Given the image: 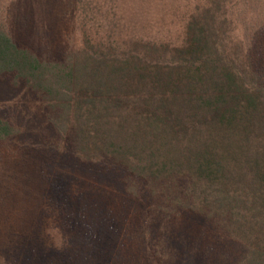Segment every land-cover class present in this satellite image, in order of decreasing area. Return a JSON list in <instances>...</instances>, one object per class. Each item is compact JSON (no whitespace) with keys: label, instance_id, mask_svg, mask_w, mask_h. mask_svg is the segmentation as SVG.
Here are the masks:
<instances>
[{"label":"trees","instance_id":"16d2710c","mask_svg":"<svg viewBox=\"0 0 264 264\" xmlns=\"http://www.w3.org/2000/svg\"><path fill=\"white\" fill-rule=\"evenodd\" d=\"M0 2V264H264V0Z\"/></svg>","mask_w":264,"mask_h":264},{"label":"rangeland","instance_id":"374dc122","mask_svg":"<svg viewBox=\"0 0 264 264\" xmlns=\"http://www.w3.org/2000/svg\"><path fill=\"white\" fill-rule=\"evenodd\" d=\"M15 37L22 39L19 34ZM0 117L20 130V136L9 143L10 150L16 155L24 154L22 161L32 166L36 161L34 150H39L42 144L41 137H52L42 100L22 83L10 87L0 80Z\"/></svg>","mask_w":264,"mask_h":264}]
</instances>
